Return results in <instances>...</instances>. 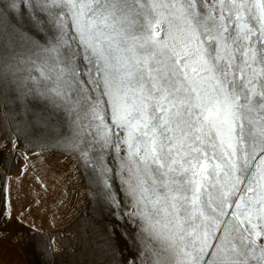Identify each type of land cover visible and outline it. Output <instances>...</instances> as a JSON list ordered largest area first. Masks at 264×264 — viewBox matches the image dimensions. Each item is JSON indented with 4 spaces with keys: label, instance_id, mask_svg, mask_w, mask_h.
<instances>
[{
    "label": "snow or ice",
    "instance_id": "6c2138e0",
    "mask_svg": "<svg viewBox=\"0 0 264 264\" xmlns=\"http://www.w3.org/2000/svg\"><path fill=\"white\" fill-rule=\"evenodd\" d=\"M4 93L134 223L129 264H264V0H0Z\"/></svg>",
    "mask_w": 264,
    "mask_h": 264
},
{
    "label": "rangeland",
    "instance_id": "374dc122",
    "mask_svg": "<svg viewBox=\"0 0 264 264\" xmlns=\"http://www.w3.org/2000/svg\"><path fill=\"white\" fill-rule=\"evenodd\" d=\"M42 35L36 31L37 38ZM9 95L0 94V145L5 147L0 264H129L138 259V229L124 210L113 207L90 182L91 170L78 153L41 147L24 128L25 118L14 115L17 107L5 102ZM32 109L47 116L38 101ZM56 123L52 117L53 133ZM62 131L67 134V126ZM113 180L118 199H123L121 180Z\"/></svg>",
    "mask_w": 264,
    "mask_h": 264
},
{
    "label": "crops",
    "instance_id": "0c3cea01",
    "mask_svg": "<svg viewBox=\"0 0 264 264\" xmlns=\"http://www.w3.org/2000/svg\"><path fill=\"white\" fill-rule=\"evenodd\" d=\"M4 159H5V147L4 144H2L0 145V171L3 167Z\"/></svg>",
    "mask_w": 264,
    "mask_h": 264
}]
</instances>
